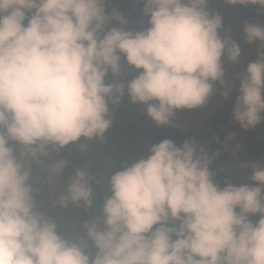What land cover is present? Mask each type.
<instances>
[{"label": "clouds", "instance_id": "9594fccd", "mask_svg": "<svg viewBox=\"0 0 264 264\" xmlns=\"http://www.w3.org/2000/svg\"><path fill=\"white\" fill-rule=\"evenodd\" d=\"M140 2L148 27L134 31L125 14L107 10L110 0H0V264H264V163L250 165V182L220 184L204 146L190 139L151 143L113 171L102 217L80 225L86 239L61 235L41 211V184L66 164L34 176L48 146L102 138L109 104L125 87L156 125L174 127L177 110L205 106L214 84L224 83L221 56L233 63L241 56L237 41L219 34L222 17L209 0ZM225 2L264 12V0ZM243 37L260 44L258 58L235 74L231 115L247 130L264 113V24L245 22ZM121 54L138 74L126 86L105 83L120 73ZM93 200L88 173L77 169L54 203L87 209Z\"/></svg>", "mask_w": 264, "mask_h": 264}, {"label": "rangeland", "instance_id": "374dc122", "mask_svg": "<svg viewBox=\"0 0 264 264\" xmlns=\"http://www.w3.org/2000/svg\"><path fill=\"white\" fill-rule=\"evenodd\" d=\"M143 4L140 0H110L107 10L118 9L128 17L126 28L140 31L148 27L147 17L142 14ZM207 8L218 13L222 17V27L219 34L229 36L237 41L241 48V56L238 62L233 63L226 55L221 56L225 74L224 83L214 84V93L206 105L195 109H180L176 111L172 122L183 132L191 133L190 140L199 146H204L210 159V169L214 166V157L217 148H221L219 165L223 168L229 181L237 180L238 183L249 181L251 174L250 165L253 162L264 163V113L262 122L255 128L242 129L232 119V109L235 98L238 95L239 80L237 72H242L246 63L257 59V51L260 49L259 42L247 43L243 37V25L248 23L264 24V12L257 11V5H231L225 0H209ZM110 26H119L115 21ZM138 74V70L128 65L121 54V71L118 75L111 72L105 77V83L127 82ZM232 86L228 95L220 93ZM112 123L102 138H94L91 141L80 138L77 142L70 143L58 150L48 146V156L41 157L42 165L33 164V175L39 172L40 176L47 174V166L53 162L64 160L66 164L63 171L54 182L51 183L49 194L43 198L41 211L54 219L57 223V231L61 235L74 233L73 238L86 239V234L80 227L85 221L102 217V204L105 196L110 195L106 190L108 176L117 168L115 160L123 158L131 161L133 157L143 156L148 151V146L154 140L160 125L147 115L146 105L131 103L125 93L118 104H109ZM230 136V139H226ZM124 143V144H123ZM86 144L85 149L79 147ZM127 144V145H125ZM18 151L19 145L14 144ZM77 169H84L88 173L89 183L93 188L94 200L91 207L84 208L69 202L67 207L54 203L59 195L66 190V185ZM215 179V178H214ZM218 183L222 184L215 179ZM259 214L251 215L250 219L255 222ZM90 255L94 254L95 248L91 241L85 249Z\"/></svg>", "mask_w": 264, "mask_h": 264}, {"label": "trees", "instance_id": "16d2710c", "mask_svg": "<svg viewBox=\"0 0 264 264\" xmlns=\"http://www.w3.org/2000/svg\"><path fill=\"white\" fill-rule=\"evenodd\" d=\"M174 124V123H173ZM175 125V124H174ZM191 133L183 132L181 131L176 125L168 126V125H160L159 130L152 141V143L158 142L159 140H162L164 138H170L178 145L185 139H190ZM221 148H217L216 155L214 157V166L212 168V171L214 173L215 179H218L219 182L222 184L225 182H232V183H238L237 180L229 181L227 178L226 173L223 171V168L218 164L219 163V157L221 156ZM126 163H129L128 160L123 158H118L114 162V166L119 169L122 166H124ZM47 174L44 173L41 175V179H43ZM51 190V184L48 183H42L40 186V192L38 194V200L41 201L43 198H45Z\"/></svg>", "mask_w": 264, "mask_h": 264}, {"label": "crops", "instance_id": "0c3cea01", "mask_svg": "<svg viewBox=\"0 0 264 264\" xmlns=\"http://www.w3.org/2000/svg\"><path fill=\"white\" fill-rule=\"evenodd\" d=\"M124 144V143H123ZM125 145H127V144H125ZM128 146V145H127Z\"/></svg>", "mask_w": 264, "mask_h": 264}]
</instances>
